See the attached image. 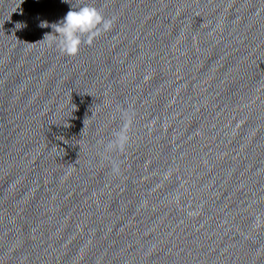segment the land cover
Segmentation results:
<instances>
[{"label":"clouds","instance_id":"obj_1","mask_svg":"<svg viewBox=\"0 0 264 264\" xmlns=\"http://www.w3.org/2000/svg\"><path fill=\"white\" fill-rule=\"evenodd\" d=\"M64 2H68V0H64ZM75 9L69 10L59 23L52 26L55 35L46 34L43 40L55 43L61 54L68 56L77 55L82 43L91 45L96 37L102 32L109 31L114 24V19L106 18L94 6L82 5ZM40 26L47 27L48 25L46 22H42ZM133 115L128 110L121 111L120 116L123 123L112 132V139L104 145L102 157L109 160L111 172L114 175L120 174L121 163L112 159L111 154L126 150L131 139Z\"/></svg>","mask_w":264,"mask_h":264}]
</instances>
